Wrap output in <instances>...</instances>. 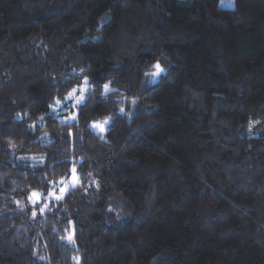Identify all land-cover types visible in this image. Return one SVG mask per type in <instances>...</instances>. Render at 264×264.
<instances>
[{
	"label": "trees",
	"instance_id": "obj_1",
	"mask_svg": "<svg viewBox=\"0 0 264 264\" xmlns=\"http://www.w3.org/2000/svg\"><path fill=\"white\" fill-rule=\"evenodd\" d=\"M0 264H264V0H0Z\"/></svg>",
	"mask_w": 264,
	"mask_h": 264
},
{
	"label": "rangeland",
	"instance_id": "obj_2",
	"mask_svg": "<svg viewBox=\"0 0 264 264\" xmlns=\"http://www.w3.org/2000/svg\"><path fill=\"white\" fill-rule=\"evenodd\" d=\"M79 89V92H74L72 93V95L70 96H67V100H68V104H71V105H74L75 103H77L76 101V97H79L81 94H80V91L83 90V87L80 86L78 87ZM60 110H65V107H61ZM66 116V117H65ZM62 117V119H67L69 117H71V114L69 113V115H65ZM105 121L107 120H100V121H96V122H92L90 127L92 128V130L98 134H102L106 128H107V125H108V121L107 123H105ZM95 124H102L103 125V131H101L100 128L98 127H94ZM248 133L249 134H252L253 131L255 130L254 128H251V129H248ZM252 132V133H251ZM73 176L76 177V175L73 173V171H71V173L69 174V176L66 178V179H63V180H60L58 181L55 185H53V187L51 189H49L45 194L44 193H41V192H34V193H37L39 194V199L36 200L35 203H33V200L36 199L35 197H33V193L31 194V196L28 198V205L31 207V208H34V206L37 207V210L39 212H41V208H43L44 210L46 209L47 205H48V202L50 199H56L55 196L51 195V193H55L56 196H60L61 195V192L60 190L62 188H70V187H73ZM77 179V178H76ZM76 185V184H75ZM66 192V191H65ZM64 192V193H65ZM63 193V194H64ZM23 207V206H22ZM32 213H33V210H32Z\"/></svg>",
	"mask_w": 264,
	"mask_h": 264
},
{
	"label": "snow or ice",
	"instance_id": "obj_3",
	"mask_svg": "<svg viewBox=\"0 0 264 264\" xmlns=\"http://www.w3.org/2000/svg\"><path fill=\"white\" fill-rule=\"evenodd\" d=\"M164 72H165V70L160 66V64H156V65H155V71H154L153 73H151V75H152L153 77H158V76H160V75H161L162 73H164ZM104 88H105V91H108V85H105ZM74 92H75V89H73V93H74ZM70 95H72V93H70ZM83 100H84V95H83V94H81L79 97H76V101H77V103H80V102H82ZM59 104H60V101L57 100V101H56V105L58 106ZM73 118H75V117H73ZM105 123H107V121H105ZM94 127H98V128L101 129V131H103V125H102V124H95ZM73 171H74V170H73ZM76 183H78V180L76 179L75 176H73V186H75ZM66 190H67L66 188H62V189L60 190V192H61V195H60V196H56V194H55L54 192L51 193V195L55 196L56 199H62L63 193H64ZM33 197L36 198V199L33 200V203H35L36 200L39 199V194H37V193H33ZM43 211H44V209L41 208V212H43ZM33 215H35V213H33ZM68 239L71 240L72 237L69 236Z\"/></svg>",
	"mask_w": 264,
	"mask_h": 264
}]
</instances>
